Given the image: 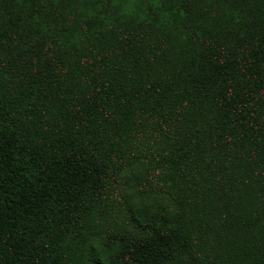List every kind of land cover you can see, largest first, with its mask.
Masks as SVG:
<instances>
[{"label":"trees","instance_id":"16d2710c","mask_svg":"<svg viewBox=\"0 0 264 264\" xmlns=\"http://www.w3.org/2000/svg\"><path fill=\"white\" fill-rule=\"evenodd\" d=\"M0 264H264V0H0Z\"/></svg>","mask_w":264,"mask_h":264}]
</instances>
